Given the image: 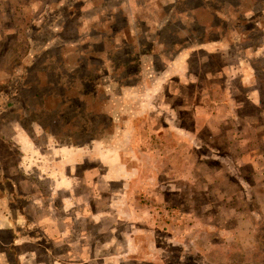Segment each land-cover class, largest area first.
I'll list each match as a JSON object with an SVG mask.
<instances>
[{
    "label": "rangeland",
    "instance_id": "374dc122",
    "mask_svg": "<svg viewBox=\"0 0 264 264\" xmlns=\"http://www.w3.org/2000/svg\"><path fill=\"white\" fill-rule=\"evenodd\" d=\"M8 1L0 264H264V0Z\"/></svg>",
    "mask_w": 264,
    "mask_h": 264
},
{
    "label": "crops",
    "instance_id": "0c3cea01",
    "mask_svg": "<svg viewBox=\"0 0 264 264\" xmlns=\"http://www.w3.org/2000/svg\"><path fill=\"white\" fill-rule=\"evenodd\" d=\"M2 2L9 3L8 0H0V9H1V6H3V3H2ZM29 3H30V2H29ZM3 12H4V11L0 10V15H1V16H2ZM1 16H0V17H1ZM0 33H1V32H0Z\"/></svg>",
    "mask_w": 264,
    "mask_h": 264
}]
</instances>
